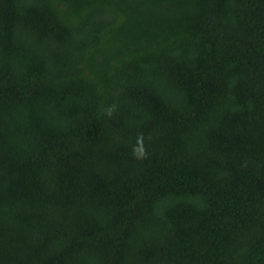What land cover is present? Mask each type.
Segmentation results:
<instances>
[{"label":"trees","instance_id":"1","mask_svg":"<svg viewBox=\"0 0 264 264\" xmlns=\"http://www.w3.org/2000/svg\"><path fill=\"white\" fill-rule=\"evenodd\" d=\"M0 264H264V0H0Z\"/></svg>","mask_w":264,"mask_h":264},{"label":"clouds","instance_id":"2","mask_svg":"<svg viewBox=\"0 0 264 264\" xmlns=\"http://www.w3.org/2000/svg\"><path fill=\"white\" fill-rule=\"evenodd\" d=\"M135 154V153H134ZM138 155L142 156L143 155V151L141 150Z\"/></svg>","mask_w":264,"mask_h":264}]
</instances>
